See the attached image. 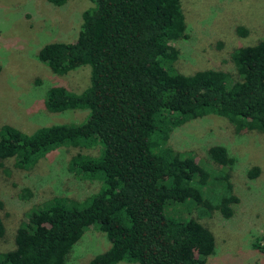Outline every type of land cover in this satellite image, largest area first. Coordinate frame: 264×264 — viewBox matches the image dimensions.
Returning <instances> with one entry per match:
<instances>
[{
    "label": "trees",
    "instance_id": "1",
    "mask_svg": "<svg viewBox=\"0 0 264 264\" xmlns=\"http://www.w3.org/2000/svg\"><path fill=\"white\" fill-rule=\"evenodd\" d=\"M54 7L68 0H45ZM80 15L75 41L39 49L37 61L53 74L89 68L80 93L49 88V113L87 111L79 124H56L30 134L0 126L1 161L27 170L50 152L97 146V154L76 153L68 171L99 181L82 201L54 197L32 208L14 234V248L0 253V264H65L83 232L96 225L109 247L87 264H202L213 253V238L197 221L164 214L168 204L188 201L201 214L228 219L238 199L225 174L215 202L202 192L208 173L191 155L166 146L170 130L214 115L237 129L264 136V41L234 50L231 71L174 72L173 43L187 39L179 0H89ZM220 167L233 159L221 146L207 149ZM256 168L248 171L255 177ZM204 189V188H203ZM25 200L26 189L20 191ZM4 228L0 220V239ZM264 254V246L253 243Z\"/></svg>",
    "mask_w": 264,
    "mask_h": 264
},
{
    "label": "rangeland",
    "instance_id": "2",
    "mask_svg": "<svg viewBox=\"0 0 264 264\" xmlns=\"http://www.w3.org/2000/svg\"><path fill=\"white\" fill-rule=\"evenodd\" d=\"M187 39L176 41L173 70L182 75L197 71L230 72V54L239 47L264 41V0H179ZM93 7L89 0H68L54 7L45 0H0V126L8 125L30 134L56 124H79L87 111L49 113L43 107L46 91L61 86L80 93L89 84V68L79 67L65 75L53 74L36 59L46 44L75 41L81 13ZM174 153L191 155L208 173L202 188L215 202L222 191L218 183L225 174L238 199L230 218L201 214L188 201L168 204L164 214L180 221H197L213 238V253L202 264H264V254L252 244L264 246V136L237 129L227 120L206 115L169 131L166 141ZM223 147L233 159L220 167L207 158V149ZM88 149L62 147L27 170L14 168L12 159L0 165V220L4 234L0 253L14 248V234L32 208L54 197L82 201L95 193L99 181L82 179L68 171L76 153L96 155ZM256 168L255 177L248 171ZM28 190L25 200L20 191ZM109 247L96 225L88 227L73 245L65 264H87ZM118 264H126L120 262Z\"/></svg>",
    "mask_w": 264,
    "mask_h": 264
}]
</instances>
